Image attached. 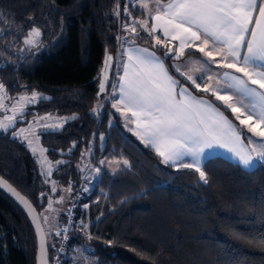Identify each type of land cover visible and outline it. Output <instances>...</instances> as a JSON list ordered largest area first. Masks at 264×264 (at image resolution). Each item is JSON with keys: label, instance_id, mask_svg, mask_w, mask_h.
I'll list each match as a JSON object with an SVG mask.
<instances>
[{"label": "trees", "instance_id": "1", "mask_svg": "<svg viewBox=\"0 0 264 264\" xmlns=\"http://www.w3.org/2000/svg\"><path fill=\"white\" fill-rule=\"evenodd\" d=\"M118 6L123 24L129 23L126 13L144 16L129 0H0L1 28L17 29L21 41L36 27L47 46L0 67V84L13 97L32 92L49 97L24 114L27 123L47 113L73 117L60 131L41 137L55 165L56 186L68 188L74 198L92 183L84 178L86 164L100 169L92 190L77 200L74 231L60 264H71V254L84 244L97 264H264V163L246 170L221 156L209 158L201 168L205 183L195 168L164 164L124 127L105 99L108 93L98 96L105 58L118 49ZM136 33L130 35L136 45L163 55L146 32ZM199 55L190 51L179 60ZM193 94L213 99L198 90ZM100 100L103 108L95 113ZM15 128L0 132V176L32 202L43 220L48 196L61 192L52 194L36 157L13 137ZM113 160L127 166L113 173L107 167ZM60 220L58 227L65 214ZM47 238L53 264L57 236ZM36 254L29 218L0 190V264H35Z\"/></svg>", "mask_w": 264, "mask_h": 264}, {"label": "snow or ice", "instance_id": "2", "mask_svg": "<svg viewBox=\"0 0 264 264\" xmlns=\"http://www.w3.org/2000/svg\"><path fill=\"white\" fill-rule=\"evenodd\" d=\"M156 4L153 19L158 23L149 28L145 20L142 28L155 41L153 47L163 45V55L129 46L118 64L120 83L105 97L110 108L127 118L125 126L135 124L129 131L162 157L164 164L195 168L205 183L201 168L218 150L232 154L245 169L264 163V130L257 131L264 124V0L259 7L257 0H167L165 4L156 0ZM158 29L164 39L155 35ZM132 32L139 36L134 27ZM171 41L178 43L168 47ZM185 49H194L206 65L215 66L222 88L207 84L213 79L211 72L206 79H198L181 71L176 61ZM105 89L106 80H102L98 92ZM197 90L214 100L194 95ZM37 98L34 92L32 101ZM229 116L247 126L252 135H246ZM7 127L14 128L15 123ZM99 139L103 141V135ZM245 141L253 146L247 148ZM77 224L87 227L80 221Z\"/></svg>", "mask_w": 264, "mask_h": 264}, {"label": "rangeland", "instance_id": "3", "mask_svg": "<svg viewBox=\"0 0 264 264\" xmlns=\"http://www.w3.org/2000/svg\"><path fill=\"white\" fill-rule=\"evenodd\" d=\"M133 6L139 7L142 11L144 16H134L132 17L131 14H128V21L129 23L123 24L124 17H121V7L118 6L117 8V17L119 18V27H118V49L116 54L113 55V74L111 78V87L110 91L114 84V78L117 73L118 69V51L120 49V46L123 42H126L128 40H131L130 35L133 34L132 28L134 27L136 31L145 32L142 28V25L145 20H147L148 27L151 28L154 24L158 23L156 22L153 17L156 15V10L159 7V5L156 4V0H129ZM166 0H160V4H165ZM147 4L148 7L144 8L143 5ZM37 30L40 33L37 35ZM11 34L9 37H7L4 41L0 42V67L5 66L11 62L15 61V58L18 60H22L28 56H35L39 54L41 51L46 50L47 46L45 42L42 41V32L40 29L33 27L30 29L26 35L22 38L21 41L18 40V30L15 28H12V26H6L5 28H1L0 26V37ZM156 36H160L161 39H164L162 36V31L157 30L155 33ZM154 41V40H153ZM178 41H171L168 44V47H173L176 45ZM155 44V41H154ZM156 47L163 48V45H155ZM175 50V49H174ZM195 51L194 49H185V52L188 51ZM176 65L180 67L182 72H185L186 75H192L193 77H196L198 79L205 78L206 73V67L207 65L204 63V61L201 58H194L189 57L185 58L180 61H176ZM210 66V65H209ZM171 67V66H170ZM208 84H212V81H209ZM2 85V84H0ZM31 94H21L18 96H10L4 87H0V132H8L13 127H7L8 125L15 123V130L13 132V137L17 133L19 135H16V138L20 139L22 142L26 144V146L31 150L33 155L36 157L41 172L45 179L47 180L49 186L51 187L52 194L55 195L59 192L61 194L57 197H49L48 201V207L47 212L43 216V225L46 230L47 236L48 235H55L57 236V240L55 243V253L53 258V264H60V259L63 258L65 255L66 247L70 241V235H72L74 231L75 226V208L77 206V202L75 204L73 197L70 198V191L69 189H61L56 186V182L52 179V173L55 169V165L48 160L46 156L45 149L41 145V137L44 133L47 132H58L60 131L64 124L70 120H72L73 117H66V116H60L57 114H43V115H36L32 118V120L27 123L26 117L24 114H26L32 105L37 104L40 100L48 99L49 97L43 93L35 92L38 94V98L36 101H32V95ZM103 100H100L95 108V113L102 110L104 105ZM114 110V109H113ZM115 111V110H114ZM120 115L119 113H117ZM9 117H12L13 119L10 120ZM230 119H233V122L237 125H239V121H236L234 117L230 116ZM121 119L123 121V125L126 129H132L131 123L127 124L125 126V120L127 118L121 116ZM23 125H21L20 123ZM21 125V126H20ZM256 125V120L254 118L253 120V127ZM241 129H243L244 133L246 135L251 136V133H247V126L239 125ZM23 129V132L21 133L20 130ZM264 130V124L260 125V128L257 129V131ZM257 140L262 139L261 137H256ZM245 145L247 148L252 147L253 145H248L247 141H245ZM63 162V161H61ZM256 161H254L255 163ZM87 168L84 173V178L88 179L89 182L94 181L95 175H96V169H92L90 162L87 164ZM124 160H113L108 163V168L112 172H117L120 168L126 167ZM92 183L88 186H86V191L92 190ZM82 187V185L80 186ZM61 190V191H60ZM83 191H85L83 188H79L78 192L81 193V196L79 197V200L83 196ZM75 205V206H74ZM74 206V212H73V227L69 234L68 239L65 241V246L62 248H59L58 245V233L59 229L62 227V225L66 222H64L61 226L58 227L59 223L61 222V217L63 214H65L71 209V207ZM67 219V217H66ZM86 226L88 224L86 223ZM58 227V228H57ZM49 243V241H48ZM76 251L71 254L72 263L71 264H97L96 259L91 256L90 252L92 251V248L88 244H84L78 248H75ZM51 264V263H50Z\"/></svg>", "mask_w": 264, "mask_h": 264}, {"label": "water", "instance_id": "4", "mask_svg": "<svg viewBox=\"0 0 264 264\" xmlns=\"http://www.w3.org/2000/svg\"><path fill=\"white\" fill-rule=\"evenodd\" d=\"M108 56H111L112 59L114 58L112 54L107 55L105 58L103 69L100 73V82L102 80H106V89L104 92H99L98 96L102 94H107L111 86L114 61L112 59L108 60ZM106 64L109 65L107 70L105 68ZM0 190L6 193L19 205V207L29 218L34 228L37 240V254L35 264H50V251L48 247L47 233L44 228L43 222L39 216V213L37 212L32 202L2 176H0Z\"/></svg>", "mask_w": 264, "mask_h": 264}, {"label": "crops", "instance_id": "5", "mask_svg": "<svg viewBox=\"0 0 264 264\" xmlns=\"http://www.w3.org/2000/svg\"><path fill=\"white\" fill-rule=\"evenodd\" d=\"M167 2V0L165 1V3ZM260 6V0H257V7H259ZM253 19H256V14L254 13L253 14ZM129 42H133L132 40H128V41H126V42H123L122 44H121V46H120V49H119V51H118V64H119V61H120V58H121V56H122V54L123 53H126V51H127V49H128V47L129 46H132V47H138V48H146V47H143V46H140V45H136L134 42L133 43H129ZM148 49V48H147ZM149 50H151V49H149ZM190 51H192V50H190ZM190 51H188V52H190ZM192 52H195V51H192ZM185 53H187V52H185ZM184 53V54H185ZM200 54V53H199ZM191 57H194V58H201L202 57V54H200L199 56H191ZM124 59L126 60V55L124 56ZM178 61H180V60H178ZM211 72V74H212V76H213V79H211V80H207V84H208V82L209 81H212V84H210V86L211 87H213V88H222L223 87V81H222V79H219L218 77H217V75H216V72H217V70H216V68H215V66L214 65H207V67H206V73H205V78L204 79H206L207 78V75L209 74ZM239 75V74H238ZM218 79H219V82H218ZM118 83H120V81H119V79H118V77L115 75V78H114V84H113V86L114 85H117ZM209 85V84H208ZM117 91H118V89H117ZM199 91V90H198ZM195 95V94H194ZM201 98H206V97H201ZM213 98V100H214V97H212ZM217 103H219V102H217ZM115 110V109H114ZM116 112V111H115ZM131 125H132V129H135V124H132L131 123ZM216 156H221V157H223V158H225V159H227V160H229V161H231V162H233V163H237V164H239L242 168H244L240 163H239V161H238V159H236V158H234V156L232 155V154H230V153H228L226 150H218V151H216L215 153H213V154H211L210 156H209V158H212V157H216ZM208 158V159H209ZM109 163V162H108ZM108 163H107V167H108ZM109 169V168H108ZM121 169V168H120ZM119 169V170H120ZM245 169V168H244ZM110 170V169H109ZM246 170H252V169H246ZM111 171V170H110ZM113 173H115V172H113ZM65 189H68V188H64V190ZM63 190V189H62ZM70 191V190H69Z\"/></svg>", "mask_w": 264, "mask_h": 264}, {"label": "built area", "instance_id": "6", "mask_svg": "<svg viewBox=\"0 0 264 264\" xmlns=\"http://www.w3.org/2000/svg\"><path fill=\"white\" fill-rule=\"evenodd\" d=\"M111 87V86H110ZM110 91V89H109ZM81 196L80 192H77V194L75 195L74 202L76 204L77 200L79 199V197ZM75 206V205H74ZM74 206L71 207V209L66 213V222L62 225V227L59 229V235H58V249L62 248L65 246V241L68 239L69 234L72 230L73 227V212H74ZM69 213H71V215H69Z\"/></svg>", "mask_w": 264, "mask_h": 264}]
</instances>
